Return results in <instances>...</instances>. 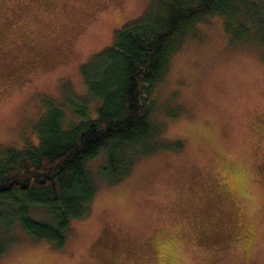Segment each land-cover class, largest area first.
Masks as SVG:
<instances>
[{"label": "rangeland", "instance_id": "rangeland-1", "mask_svg": "<svg viewBox=\"0 0 264 264\" xmlns=\"http://www.w3.org/2000/svg\"><path fill=\"white\" fill-rule=\"evenodd\" d=\"M150 1L0 0V147L37 141L47 97L88 96L82 66ZM202 21L152 95L175 146L101 179L63 248L16 227L0 264H264V47Z\"/></svg>", "mask_w": 264, "mask_h": 264}, {"label": "trees", "instance_id": "trees-1", "mask_svg": "<svg viewBox=\"0 0 264 264\" xmlns=\"http://www.w3.org/2000/svg\"><path fill=\"white\" fill-rule=\"evenodd\" d=\"M212 16L222 18L230 41L264 47V0H151L82 66L88 96L47 97L34 124L37 141L0 147V259L16 227L63 248L71 220L88 215L101 179L116 184L140 157L172 148L165 121L153 118L152 95L185 37ZM101 154L95 178L89 164Z\"/></svg>", "mask_w": 264, "mask_h": 264}]
</instances>
